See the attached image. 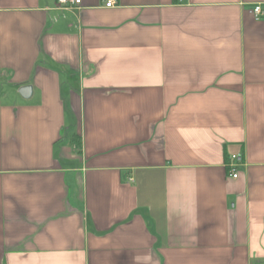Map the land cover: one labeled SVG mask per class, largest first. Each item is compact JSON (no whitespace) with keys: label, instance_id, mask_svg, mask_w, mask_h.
<instances>
[{"label":"crops","instance_id":"crops-1","mask_svg":"<svg viewBox=\"0 0 264 264\" xmlns=\"http://www.w3.org/2000/svg\"><path fill=\"white\" fill-rule=\"evenodd\" d=\"M104 1L0 0V264H264V0Z\"/></svg>","mask_w":264,"mask_h":264},{"label":"built area","instance_id":"built-area-1","mask_svg":"<svg viewBox=\"0 0 264 264\" xmlns=\"http://www.w3.org/2000/svg\"><path fill=\"white\" fill-rule=\"evenodd\" d=\"M179 2L182 0H178ZM120 0H105L104 1V7L106 8H114L119 4ZM56 4L57 6L61 9V8H69L72 6H80L81 4V0H56ZM253 16L254 18L257 20L261 15H262V10L259 6H256L253 10H252ZM237 159L236 156H232L231 157V161L235 162ZM234 164V163H233ZM231 164L230 167L233 168V166H235V164L233 165ZM232 172H234V170L232 169ZM232 178H237V174L233 173Z\"/></svg>","mask_w":264,"mask_h":264},{"label":"trees","instance_id":"trees-1","mask_svg":"<svg viewBox=\"0 0 264 264\" xmlns=\"http://www.w3.org/2000/svg\"><path fill=\"white\" fill-rule=\"evenodd\" d=\"M69 83H68V80H67V84L68 85H69ZM65 89H66L65 87L64 88L62 87V95H63L62 97H63V100H64V110H65L66 114L71 118L72 114L70 112L69 103H68V96L69 95H68V92L65 91Z\"/></svg>","mask_w":264,"mask_h":264},{"label":"water","instance_id":"water-1","mask_svg":"<svg viewBox=\"0 0 264 264\" xmlns=\"http://www.w3.org/2000/svg\"><path fill=\"white\" fill-rule=\"evenodd\" d=\"M31 87L28 86V85H25V86H21L19 89H18V94L24 98V99H28L31 95Z\"/></svg>","mask_w":264,"mask_h":264},{"label":"rangeland","instance_id":"rangeland-1","mask_svg":"<svg viewBox=\"0 0 264 264\" xmlns=\"http://www.w3.org/2000/svg\"><path fill=\"white\" fill-rule=\"evenodd\" d=\"M68 83H69V80H68ZM72 84H73V82H72ZM0 96H2V93L0 92Z\"/></svg>","mask_w":264,"mask_h":264},{"label":"bare ground","instance_id":"bare-ground-1","mask_svg":"<svg viewBox=\"0 0 264 264\" xmlns=\"http://www.w3.org/2000/svg\"><path fill=\"white\" fill-rule=\"evenodd\" d=\"M238 159V158H237ZM235 163V162H234ZM233 164V163H232Z\"/></svg>","mask_w":264,"mask_h":264}]
</instances>
